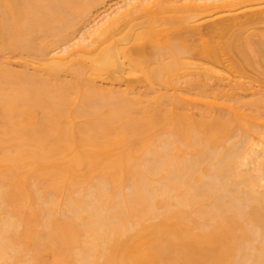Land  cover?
<instances>
[{
    "label": "bare ground",
    "instance_id": "obj_1",
    "mask_svg": "<svg viewBox=\"0 0 264 264\" xmlns=\"http://www.w3.org/2000/svg\"><path fill=\"white\" fill-rule=\"evenodd\" d=\"M0 264H264V0H0Z\"/></svg>",
    "mask_w": 264,
    "mask_h": 264
}]
</instances>
